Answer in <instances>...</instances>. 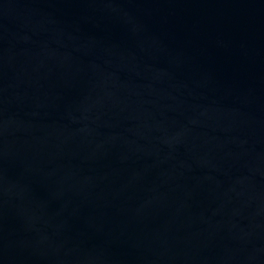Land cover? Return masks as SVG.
I'll use <instances>...</instances> for the list:
<instances>
[{
  "label": "water",
  "instance_id": "95a60500",
  "mask_svg": "<svg viewBox=\"0 0 264 264\" xmlns=\"http://www.w3.org/2000/svg\"><path fill=\"white\" fill-rule=\"evenodd\" d=\"M0 264H264V0H0Z\"/></svg>",
  "mask_w": 264,
  "mask_h": 264
}]
</instances>
